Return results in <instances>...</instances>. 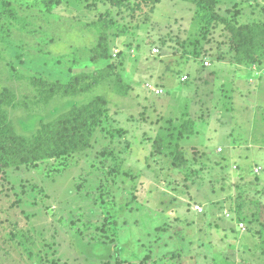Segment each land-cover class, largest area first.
I'll list each match as a JSON object with an SVG mask.
<instances>
[{"label":"rangeland","instance_id":"obj_1","mask_svg":"<svg viewBox=\"0 0 264 264\" xmlns=\"http://www.w3.org/2000/svg\"><path fill=\"white\" fill-rule=\"evenodd\" d=\"M211 2L0 0L17 134L107 103L87 149L0 171V264H264V37L239 28L264 0Z\"/></svg>","mask_w":264,"mask_h":264},{"label":"trees","instance_id":"obj_2","mask_svg":"<svg viewBox=\"0 0 264 264\" xmlns=\"http://www.w3.org/2000/svg\"><path fill=\"white\" fill-rule=\"evenodd\" d=\"M198 2L202 9L208 10L211 15L209 19H212L215 12L211 0H198ZM239 28L253 36L251 43L261 46L264 23L242 24ZM105 38V34L100 33L98 46L105 43ZM67 86L66 84L65 87ZM53 90L54 87L50 91ZM2 101L3 94H0V105ZM106 110V100L102 96H94L85 105L71 106L68 111L60 114L53 124H43L35 135L26 138L14 131L5 110L0 107V171L10 167L38 164L49 158L70 156L87 149L92 133L102 122ZM189 123L190 120L187 124L190 125L187 134H192L193 128Z\"/></svg>","mask_w":264,"mask_h":264},{"label":"built area","instance_id":"obj_3","mask_svg":"<svg viewBox=\"0 0 264 264\" xmlns=\"http://www.w3.org/2000/svg\"><path fill=\"white\" fill-rule=\"evenodd\" d=\"M187 78V76L186 75H184V76H182V80H185ZM149 85V88L150 89H152L153 87L155 88V93L156 94H159L162 90L160 89V88H156L154 85L152 86L151 84H149V83H147V86ZM259 168L258 167H255L254 168V173L255 174H258L259 173ZM194 209H196L198 212H202V208L198 205V204H196V205H194Z\"/></svg>","mask_w":264,"mask_h":264}]
</instances>
